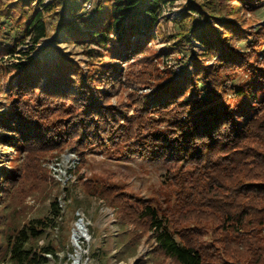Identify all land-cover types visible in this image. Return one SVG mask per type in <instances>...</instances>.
Masks as SVG:
<instances>
[{
    "label": "trees",
    "instance_id": "16d2710c",
    "mask_svg": "<svg viewBox=\"0 0 264 264\" xmlns=\"http://www.w3.org/2000/svg\"><path fill=\"white\" fill-rule=\"evenodd\" d=\"M173 1L14 0L0 7V25L14 31L10 45L0 42V58L29 45L26 62L0 66V144L14 147L0 170V264L49 263L57 250L39 242L62 229L63 190L78 207L95 201L113 209L118 232L99 251L109 259L127 260L145 242L139 264H264V65L257 55L264 25L247 16L264 0L224 7L221 0L217 9L184 0L179 28L167 36L183 63L177 78L156 64L168 52L150 46L160 10ZM46 14L55 16L53 44L65 33L85 44L86 61L60 50L52 61L29 56L49 36ZM119 58L140 69L125 74ZM124 79H131L127 95ZM109 143L133 155L174 152L163 191L145 198L83 176L62 189L43 165L70 149L78 172L89 150ZM49 185L48 211L10 226L3 214L10 200Z\"/></svg>",
    "mask_w": 264,
    "mask_h": 264
},
{
    "label": "rangeland",
    "instance_id": "374dc122",
    "mask_svg": "<svg viewBox=\"0 0 264 264\" xmlns=\"http://www.w3.org/2000/svg\"><path fill=\"white\" fill-rule=\"evenodd\" d=\"M14 0H0V7L4 3H9ZM96 1V0H95ZM184 0H175L163 5L160 10L159 24L155 27V38L151 41L150 46L156 50H166L167 54H161L159 58H156V64L159 68H168L178 77V72L181 71L182 60L181 55L170 49V42H172L167 36L174 34L178 30V25L175 23L177 16L180 13L181 6ZM209 9H217L221 0H205ZM211 2V3H210ZM229 0L223 1V7L226 6ZM35 3H33L34 5ZM93 5V1L88 3V6ZM226 9V8H225ZM226 11V10H225ZM14 11V14H17ZM248 18L256 23L254 27L264 25V7L257 11H248ZM4 19H2L3 21ZM47 25L49 29V36L37 45V49L32 50L29 56L40 55L42 58L52 61L60 50L64 54H68L71 58L84 62L89 58L85 52L83 43H76L66 40L65 33H59L58 43L53 44L55 38H57V32L54 28L55 16L53 14H46ZM4 28V25H0ZM5 35L0 34V42L10 45V34L14 31L10 28H4ZM53 46L48 48L47 45ZM49 45V46H50ZM28 44L21 43L18 45V51L14 54H8L0 58V66L14 62L21 64L28 60L25 52H28ZM169 50V51H168ZM258 60L261 61V65H264V52H260ZM117 57V55H115ZM116 64L123 66L125 74L132 71H138L140 69L137 62L130 60L117 59ZM245 78H248V73L241 72ZM131 79L125 80L123 83V89L127 95L131 88L126 85ZM141 92H149L150 88H142ZM3 102H8L7 99H3ZM115 102V100H114ZM6 107V106H5ZM3 107V109L5 108ZM133 109L130 108L129 113H132ZM165 129L164 126L160 127ZM110 146L107 150H89L85 155V162L82 165L80 171L77 168L80 164L79 156L74 150L66 149L60 155L45 160L43 165L50 169V175L60 182L62 189L67 186H71L72 183L77 181V176H83L84 178H92L101 182H112L120 184L125 190L130 193L147 198L148 196L155 195L157 191H163V180L167 178V171L174 164L176 155L172 151L165 149L154 148L148 149L143 153L129 154L123 150L118 151L117 146H121L119 143H109ZM11 150V151H10ZM14 147H7L5 144H0V170L3 167V163L10 161V152H13ZM10 151V152H9ZM5 170H10L11 165H5ZM3 170V169H2ZM51 184V183H50ZM51 185L45 189V192L41 191H28V189L20 195L12 198L8 207L4 209V215L7 218V222L10 226L18 225L30 218L44 215L48 211L49 194L51 193ZM77 194L82 196L80 188H77ZM76 194V192L74 193ZM61 207H62V229L55 227L49 230L48 237L39 242L40 245L46 241H50L51 245L57 250L54 254L47 255L49 259L48 264H73L74 257L77 254L76 245L74 243V230L82 218L85 223L87 235L80 240V263L79 264H139L141 258H145L149 247L147 243H142L139 246L137 254L130 257L127 260L117 261L115 258L109 259V255L101 256L99 253L100 248L104 246V240L107 235H114L118 232V227L115 223L114 211L112 208L98 206V202L85 203L84 206L78 207L75 202H71L66 199L65 191L63 190L60 195ZM60 238L68 240L70 246L73 248V252L69 251L68 246L62 247ZM112 253L115 250L111 251ZM111 253V254H112ZM137 262V263H136Z\"/></svg>",
    "mask_w": 264,
    "mask_h": 264
},
{
    "label": "bare ground",
    "instance_id": "6f19581e",
    "mask_svg": "<svg viewBox=\"0 0 264 264\" xmlns=\"http://www.w3.org/2000/svg\"><path fill=\"white\" fill-rule=\"evenodd\" d=\"M87 235V230H86V226H85V223L80 220L78 223H77V226L74 230V235H73V238H74V243L76 245V251H77V254L75 255L74 259L75 261H79L78 263H75V264H79L80 263V240L85 237Z\"/></svg>",
    "mask_w": 264,
    "mask_h": 264
},
{
    "label": "water",
    "instance_id": "95a60500",
    "mask_svg": "<svg viewBox=\"0 0 264 264\" xmlns=\"http://www.w3.org/2000/svg\"><path fill=\"white\" fill-rule=\"evenodd\" d=\"M80 220H82V218H80L79 221H80ZM78 262H79L78 260L75 261V259H74V263H73V264L78 263Z\"/></svg>",
    "mask_w": 264,
    "mask_h": 264
}]
</instances>
